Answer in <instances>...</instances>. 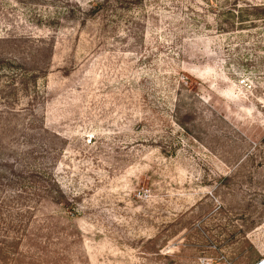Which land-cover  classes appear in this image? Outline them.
<instances>
[{
	"label": "rangeland",
	"instance_id": "rangeland-1",
	"mask_svg": "<svg viewBox=\"0 0 264 264\" xmlns=\"http://www.w3.org/2000/svg\"><path fill=\"white\" fill-rule=\"evenodd\" d=\"M264 256V0H0V264Z\"/></svg>",
	"mask_w": 264,
	"mask_h": 264
},
{
	"label": "built area",
	"instance_id": "built-area-1",
	"mask_svg": "<svg viewBox=\"0 0 264 264\" xmlns=\"http://www.w3.org/2000/svg\"><path fill=\"white\" fill-rule=\"evenodd\" d=\"M253 264H264V256L256 260Z\"/></svg>",
	"mask_w": 264,
	"mask_h": 264
}]
</instances>
